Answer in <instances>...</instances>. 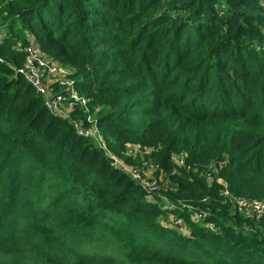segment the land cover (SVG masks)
Listing matches in <instances>:
<instances>
[{"label":"trees","instance_id":"obj_1","mask_svg":"<svg viewBox=\"0 0 264 264\" xmlns=\"http://www.w3.org/2000/svg\"><path fill=\"white\" fill-rule=\"evenodd\" d=\"M263 4L0 0V264H264V221L193 171L227 154L218 177L264 203ZM31 40L76 68L91 99L79 114L110 150L158 148L169 172L185 153L171 197L210 217L187 234L159 222L176 210L147 200L20 74Z\"/></svg>","mask_w":264,"mask_h":264},{"label":"rangeland","instance_id":"obj_2","mask_svg":"<svg viewBox=\"0 0 264 264\" xmlns=\"http://www.w3.org/2000/svg\"><path fill=\"white\" fill-rule=\"evenodd\" d=\"M163 3L166 2V0H161ZM2 27L5 28V26L1 23ZM6 31V29H5ZM65 69H67L70 73L71 79H74L75 74V67H72L70 65H65L62 64ZM72 74V76H71ZM71 82L67 78V83ZM68 86L63 85L59 86V90H65ZM77 88V87H76ZM77 92L81 96H86L77 88ZM64 93L67 94L66 91ZM67 100L64 101L56 111L51 112L48 110L51 114L54 116H57V118H61L65 120V122L70 125L76 133H78L79 136L83 137L84 142L86 143H92L95 147L99 149L105 150L106 154L114 159L113 166L117 169L123 170L132 180L137 182L140 186L143 192L146 194L147 200L151 202H156L159 205H161L164 208H170L174 211V213L168 214L166 218H161L158 219L159 222L164 224L165 226L175 228L185 234H187L189 230V223L192 222L189 217V212L190 210L193 209H200L204 210L205 208H199L201 206L195 207L193 205H189V203L185 202L182 199L174 198L171 197L172 193L175 192L176 190V180L175 178L171 179L169 176L170 174L174 175H180L181 169H185L188 171V166L184 164H178L177 163V158L178 154H174L172 157V169L171 171H167L164 168L161 167L159 164L160 162V157H159V152L158 148H151V147H141L136 144H126L125 151L122 153V155L116 154L112 150H110L107 146V143H105L104 136L101 132V130L97 127H93V119L92 121H89L88 118L87 121L85 119H82V115L79 114V110L81 108L80 102L73 98L71 96V93L68 91ZM87 97V96H86ZM91 116V114H90ZM92 118V116H91ZM89 121V122H88ZM92 122V123H91ZM87 123H89L87 125ZM83 126V128H82ZM85 129V130H84ZM98 129V132L96 131ZM177 155V156H176ZM228 160L227 154L222 155V159H213L211 160L206 167L201 170H193L194 172H198L200 177H202L206 184L208 186H213V180L214 177L216 178V183L220 184V188H217V191L222 192L224 194V197H230L231 198V205L234 207L235 211L242 216L243 220L246 219H255L253 221H256L255 217V212L253 211L251 205L248 204L249 206H244L242 205L241 199L248 200V201H253V200H260L257 198H249L246 196H234L233 193L230 192L228 188V184L225 181L224 178L218 177L220 176V170L223 169L224 165L222 166L221 161ZM132 174H137L139 177H133ZM155 179L157 181V188L155 190H150L146 191L143 186L150 180ZM237 197V198H235ZM173 198V199H172ZM196 204H202L203 206L208 203L207 200H196ZM246 203V202H245ZM207 211V216L206 218L210 217L209 210L205 209ZM180 212L181 215H178ZM179 218H181V221L179 222ZM205 218V219H206ZM202 220V222L205 221ZM200 222V223H202ZM195 223V222H193ZM209 224V223H208ZM262 224V222H261ZM264 227V225L262 224Z\"/></svg>","mask_w":264,"mask_h":264},{"label":"built area","instance_id":"obj_3","mask_svg":"<svg viewBox=\"0 0 264 264\" xmlns=\"http://www.w3.org/2000/svg\"><path fill=\"white\" fill-rule=\"evenodd\" d=\"M5 34V28L2 27L0 23V42L3 40ZM24 50L26 52V57L24 64L19 72L29 83H31L35 87L37 92L43 96L44 104L48 110H50L51 112L56 111L58 107L67 100L66 95H68V91L71 93V96L73 98L77 99L80 104H82L87 110H89L88 104L91 99L78 94L75 80L71 79L70 77L71 72L65 69L63 65H61L55 59H52L51 57L45 55L38 48L36 43L32 42V40L31 43L24 48ZM67 78L71 80V82L67 83ZM63 85H67L68 87L65 90H59V87L58 89H55V87ZM64 91H66L67 94L64 93ZM87 118L89 121H92L90 115ZM96 131L98 132V129H96ZM184 156L185 153L178 155V158L176 160L178 164H184ZM219 163L223 165L224 160ZM132 175L133 177H139L137 174ZM143 188L146 191H153L157 188V181L155 179L150 180L145 184V186H143ZM240 201H242L241 203L244 206H249L248 204H250V207H252L253 211L255 212V217L264 221V203L262 201H248L244 199H241ZM206 216L207 211L205 209L200 210L196 208L190 210L189 212L190 220L195 223L202 222V220H204ZM180 221L181 218H179V222Z\"/></svg>","mask_w":264,"mask_h":264}]
</instances>
